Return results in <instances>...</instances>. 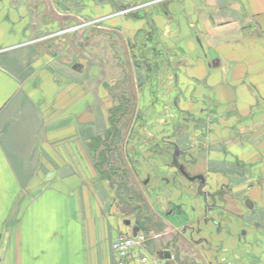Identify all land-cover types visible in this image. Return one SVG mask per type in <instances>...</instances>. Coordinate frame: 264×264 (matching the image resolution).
<instances>
[{"label":"crops","instance_id":"obj_1","mask_svg":"<svg viewBox=\"0 0 264 264\" xmlns=\"http://www.w3.org/2000/svg\"><path fill=\"white\" fill-rule=\"evenodd\" d=\"M27 1L0 0V264H114L113 240L132 234L137 224L163 233L158 242L146 241L147 264H229L230 255H208L210 250L231 253L207 236L222 233L211 217L228 216L223 217L228 230H222L228 238L231 205L238 206V199L255 200L246 199V210H259L258 221L264 218V0H148L147 11L118 18L111 29L104 17H84L89 30L78 54L98 37L115 52L124 51V43L113 38L121 34L139 43L153 38L146 44L159 47L160 54L152 49L157 59L145 57L157 73L141 83L137 77L133 99L140 102L152 77L163 101L171 104L162 117L171 128L160 131L163 142L154 133L146 144L129 148L122 142L115 149L110 143L98 150L93 139L111 137L109 113L125 102L124 94L109 92L96 79L99 68L89 75L77 64L68 69L63 58L53 57L55 47L20 44L24 26L13 30L10 13ZM124 1L109 0L103 12ZM135 3L129 4L138 8ZM56 23L65 25L60 19ZM65 40L72 47L75 35ZM134 52L140 57V49ZM117 65L123 80L111 82L118 87L126 76L124 65ZM83 73L88 76L75 78ZM102 148L105 157L119 152L126 178L118 181L109 168L98 170ZM160 156L171 162L160 163ZM153 167L159 171L153 173ZM227 169L231 189L204 191L206 182L223 180ZM161 170L171 180L159 175ZM241 170L247 181L237 179ZM161 182L171 187H160ZM209 198L224 205L206 206Z\"/></svg>","mask_w":264,"mask_h":264},{"label":"rangeland","instance_id":"obj_2","mask_svg":"<svg viewBox=\"0 0 264 264\" xmlns=\"http://www.w3.org/2000/svg\"><path fill=\"white\" fill-rule=\"evenodd\" d=\"M106 2H109V0H95L93 3H90V1H85V0H28L27 5L21 8H15L14 11H12L13 13L12 14L10 13V20H11L10 25L13 30H15L18 27H21L22 29L24 26L23 29L24 35L22 36L23 38L21 37V40L19 42L20 44H39L48 49H50V47H55L56 50L58 51L57 53H55V55H53V57L55 59H57L58 57H60V59L63 58V61L67 62L68 69L71 68V66H73L74 64H77V66H83V68H85L84 72H86L89 75V70H91V68H93L95 71L98 70L99 68V72L97 71L95 73V77L97 76L96 79H101L103 81V84L105 83V87L107 90H109V92L112 93L115 92L117 95L124 94L123 98L126 99V101L124 100L125 102H123L122 105L117 102L118 105L117 104L115 105L116 108H113L111 110V113H109L111 115H109L108 130H117V132H115V134L112 135L110 134L111 135L110 138H105L103 140L93 139L92 142L93 147H95L98 150L102 146L103 147L107 146L109 149L110 143H113L114 148L118 149V147L122 142L125 143L128 142L129 148H132L133 144H137V143L146 144L151 140L154 141V137H155L154 133H156L158 139L161 142H163L166 138L163 136V133L160 131L171 130V128L169 126L163 125V122L165 120L162 117L167 116L169 111L165 110V108H167L171 104H168L163 101L164 98L162 97L161 94L162 93V90L160 89L161 87L159 85H158L159 87L153 85L152 82L153 79L151 77L149 84H144V88L142 90L143 93L141 95L140 102L136 103L135 100L133 99V92L136 93L137 91V84H138L137 83L138 81L136 82L137 77L139 78V81L141 83L144 80L148 81L149 74L153 76L155 75V73H157L155 71L156 67L152 66L150 60L146 59L148 56H151L153 60L154 57H156L157 59L158 56L154 55L152 49H154V51L156 50V54L157 53L160 54L159 53L160 51L157 52L158 50H160L157 49L159 47L156 48V45L146 44L148 40L151 41L153 38L148 37L144 41V43L142 41H140L139 43L138 40L136 39L129 40L128 38L126 39V37H123L121 34L119 35L121 36V39L119 38L117 39L116 37L113 38H115L116 41L118 40L117 42L121 41L122 43H124V51L118 50L115 52L110 50L111 43L109 41H107L108 44L106 46V44L104 43L106 39L105 41H103L98 37L93 39L91 43L87 45L89 47L87 52L83 54H78L77 53L78 51H76L77 49H80L83 46L84 43L83 40H85L86 38L85 36L86 32L84 31L89 30V26H85V27L83 26L85 22L84 20L85 18L95 19V17H99L100 19V17H104L102 21L106 22L104 24L108 25L106 26L107 29L116 28L117 27L116 20L118 18L124 17L127 19H134L136 15L133 14H136L138 12L142 13L148 10L145 4H148L149 1L125 0L124 1L125 3H123L122 5L113 7L112 11L107 10L103 12V9L106 7L103 5H105ZM131 2H138L135 3V6L138 5L139 7L138 8L132 7V5L129 4ZM126 4L129 5L127 6ZM92 8L93 10H96V12L90 10ZM122 9H127V13L125 15H121L119 13ZM46 10L50 11L49 12L50 15H46L47 14ZM135 10L138 11L135 12ZM82 11H85V15L83 14ZM102 14L104 15L102 16ZM43 17H44L43 20L46 23L43 24L45 25L44 28L40 29L39 26L41 25V21ZM58 19L63 20V23H65L64 26L71 24L72 27H77L75 31L73 32L71 31L70 33H68L69 36L75 35V41H74L75 44L72 46L73 48L74 47L76 48L75 50H71L72 47L67 44L65 40V35L61 34V35L52 36V34L57 32L61 28L56 23ZM49 23H54V25L48 26ZM26 29H28V31H32V30L33 31L31 34H28V32L26 33ZM24 36L26 37L24 38ZM115 40H113V42H115ZM196 40L201 45L200 39L198 37H196ZM129 41L130 42L134 41V42L133 44H131ZM91 49H93L95 52ZM134 49L137 50L140 49V57H137L136 52L133 53ZM149 50H151L150 52L151 54H148ZM161 52L166 53V48L164 49L162 47ZM116 60H118L117 61L118 64L120 63L121 65H124L125 68L124 74L126 76L123 84H121L118 87L116 83L111 82V79L123 80L122 78L123 75L118 68L119 66L117 65ZM167 60H162V62L167 63ZM150 64L151 66H148ZM138 65L140 67H138ZM116 69L118 70V72ZM105 70L107 71L106 72L107 74L105 73ZM133 73L134 75H136V73L138 75L133 78L134 82H132ZM84 74L85 73H83L82 75H75V78L81 79L83 77L88 76V75L85 76ZM157 93L161 94V96L157 97L156 96ZM157 101H160L159 104H156ZM150 130L153 132L152 134H150L151 133ZM125 132L126 134L127 133L128 134L127 136H125V139H123L122 136ZM239 138L241 139L242 137ZM102 149L103 151L98 153L99 158L97 157L99 160H102L101 163L98 164L100 169L109 168L108 173L114 174L116 176L115 179L118 181L122 180V177L126 178L127 174L125 172V164L122 163L121 160H119L120 159L119 152L117 151L116 153L115 152L110 153L112 154V156L105 157L104 148ZM158 161L160 163H166V164L171 162L169 157H163V156H160V159ZM100 164L102 165L100 166ZM228 169L225 173L226 177H223V180H220L214 184H212L211 181L206 182L204 191H209V190L212 191L215 190L216 188L222 189L223 187H225L226 189L229 188L231 189V169L230 170ZM158 171L159 170H157L156 167L155 168L153 167L152 170L153 173H156ZM167 173L168 172L161 170L159 175L165 176L166 179L168 178V180L169 179L171 180L170 177L171 175H167ZM176 173L180 175L179 172L176 171ZM236 175L239 181H244V180L247 181L249 179L248 178L249 176H247V172L244 170H241L239 172L237 171ZM144 176L146 178V175H143V177ZM258 178L259 177L256 176L255 179ZM179 179L180 181L183 180L181 178ZM164 185L167 186V184H164L163 182L159 183L160 187H165ZM192 186L196 190L195 185ZM167 187L170 188L171 185L168 184ZM189 187H187L188 192H191L190 190H192L193 188L189 189ZM196 187L198 190V186ZM195 190L193 191L195 192ZM177 192L178 194L181 193V191L179 190ZM182 193H187V190L182 191ZM24 199L25 198L23 197L17 202V206L15 207L16 209L21 206ZM246 199H248L253 203L255 201L249 198H243L237 200L238 206L236 204H233V206L231 205V216L229 217L231 219L230 222L231 231H228L229 233L231 232L230 238L222 234L223 229H225L226 231L228 230L226 227L227 224L226 220H224V218L228 219V216L224 213H220L211 217L215 220V223L219 224V228L222 233L220 235H217L216 238L213 237L211 232H208L207 236H209V238H213L214 242L218 240L219 249L221 247L223 249L229 247L228 249L231 250V253L229 254V252L225 251V252H221V254H218L216 252L217 254L214 255L211 254L212 250L209 249L210 250L208 253L209 256H213L214 258H216L218 255L219 257L223 255H230L231 261L229 262V264H264V218L258 221L260 215L259 210L258 211L255 209L252 211L246 210V205H245ZM261 201L264 202L263 199ZM205 202H206V206L210 205V206L222 207V205H224L219 201L218 202H216V200L212 201V198L205 200ZM186 203L181 202V205H186ZM253 207L255 208V205H253ZM15 212L16 210L13 212L11 219L15 217ZM262 214H264V212H262ZM206 230L207 229H205L204 231L206 232ZM196 236L199 235L197 234ZM213 241H207V242L211 244L213 243ZM201 245L204 247L205 244L201 243ZM214 262H215L214 264H223L221 261L218 262L217 260Z\"/></svg>","mask_w":264,"mask_h":264},{"label":"built area","instance_id":"obj_3","mask_svg":"<svg viewBox=\"0 0 264 264\" xmlns=\"http://www.w3.org/2000/svg\"><path fill=\"white\" fill-rule=\"evenodd\" d=\"M119 13L121 15H125L127 13V9H122ZM88 23L90 22H84V24ZM75 29H77V27H72L71 24L62 26L60 30L52 34V36L61 34L67 36L68 33L75 31ZM162 234L163 233L161 232L150 231L147 234L137 232L134 235L130 234L118 236L112 242L114 264H147L148 256L143 251L145 243L148 240L158 242L161 239Z\"/></svg>","mask_w":264,"mask_h":264},{"label":"trees","instance_id":"obj_4","mask_svg":"<svg viewBox=\"0 0 264 264\" xmlns=\"http://www.w3.org/2000/svg\"><path fill=\"white\" fill-rule=\"evenodd\" d=\"M126 101V100H125ZM115 131L116 130H111V132H109L108 133V136H111L110 134L111 133H115ZM124 161H126V157H124ZM98 168V170L100 169V167H97ZM125 172H126V170H125ZM127 173V172H126ZM141 196H142V194H141ZM139 230H141V232H143V233H145V234H147L148 232H150V229H149V227H147L146 225H142V226H140V224L138 225L137 224V226H136ZM148 231V232H147Z\"/></svg>","mask_w":264,"mask_h":264},{"label":"water","instance_id":"obj_5","mask_svg":"<svg viewBox=\"0 0 264 264\" xmlns=\"http://www.w3.org/2000/svg\"><path fill=\"white\" fill-rule=\"evenodd\" d=\"M217 64H218V60H215V61L212 62L211 65H212V66H216ZM74 67H76V66H73V68H74ZM180 172L183 174V176H185V177L188 178V176L185 174V172H184L183 170L180 169ZM245 203H246L247 205H250V202H249L248 200H246ZM128 223H129V222L127 221L126 224H128ZM137 231H138V229H137V228H134L132 234H133V235L136 234ZM166 255H168V254L166 253Z\"/></svg>","mask_w":264,"mask_h":264}]
</instances>
